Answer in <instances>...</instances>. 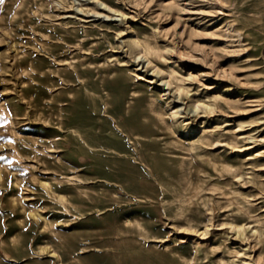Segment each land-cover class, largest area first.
I'll return each instance as SVG.
<instances>
[{
  "label": "rangeland",
  "instance_id": "1",
  "mask_svg": "<svg viewBox=\"0 0 264 264\" xmlns=\"http://www.w3.org/2000/svg\"><path fill=\"white\" fill-rule=\"evenodd\" d=\"M0 174V264H264V0H0Z\"/></svg>",
  "mask_w": 264,
  "mask_h": 264
},
{
  "label": "bare ground",
  "instance_id": "2",
  "mask_svg": "<svg viewBox=\"0 0 264 264\" xmlns=\"http://www.w3.org/2000/svg\"><path fill=\"white\" fill-rule=\"evenodd\" d=\"M143 53L146 55V51L143 49ZM147 56V55H146ZM148 61V63L150 62V59H148L147 60ZM168 82H171V80L170 81H168ZM176 89H181V87H179V86H176ZM218 97H219V95H216V94H214V95H211V98L213 99V101L215 102V101H217V99H218ZM215 104V103H214ZM213 103H211V104H209V106L207 107V110L209 111V110H211L212 109V106L214 105ZM253 153H251V154H249L248 156H251ZM0 176H1V174H0ZM47 184H48V182H46ZM31 212V211H30ZM34 213H35V211H34ZM34 213H30V215H32V216H34V215H36V214H34ZM259 220V219H258ZM257 220V221H258ZM260 221V220H259ZM258 221V222H259ZM262 223V222H261ZM231 225H233V226H231V227H238L237 225H235V224H231ZM257 231H256V229H253V228H250L249 230H248V232H246V233H242V234H240V236L241 237H243V239H244V237H249V236H255V234H257L256 233ZM248 234V235H247ZM258 237V236H257ZM242 239V238H241ZM55 256L56 254L53 252L52 253V256Z\"/></svg>",
  "mask_w": 264,
  "mask_h": 264
}]
</instances>
